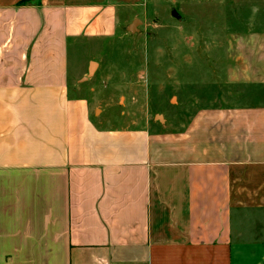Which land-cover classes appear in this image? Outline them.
Wrapping results in <instances>:
<instances>
[{
	"label": "crops",
	"instance_id": "obj_1",
	"mask_svg": "<svg viewBox=\"0 0 264 264\" xmlns=\"http://www.w3.org/2000/svg\"><path fill=\"white\" fill-rule=\"evenodd\" d=\"M139 1L0 0V264H264V105L245 152L232 114L199 147L79 119L69 43Z\"/></svg>",
	"mask_w": 264,
	"mask_h": 264
},
{
	"label": "rangeland",
	"instance_id": "obj_2",
	"mask_svg": "<svg viewBox=\"0 0 264 264\" xmlns=\"http://www.w3.org/2000/svg\"><path fill=\"white\" fill-rule=\"evenodd\" d=\"M134 19L140 22L129 32ZM67 51L79 119L199 147L198 130L212 134L232 114L236 138L221 124L222 146L250 147L245 120L264 105V0H140L121 8L114 26L77 38Z\"/></svg>",
	"mask_w": 264,
	"mask_h": 264
},
{
	"label": "water",
	"instance_id": "obj_3",
	"mask_svg": "<svg viewBox=\"0 0 264 264\" xmlns=\"http://www.w3.org/2000/svg\"><path fill=\"white\" fill-rule=\"evenodd\" d=\"M171 12V15L173 17H175L177 20H181V16L179 15V13L175 10V8H171L170 10ZM140 21L138 19H134L128 26H127V30L129 32H134L136 30V26L137 24L139 23ZM94 66H95V63L94 62H91L89 64V68H88V74H92L93 72V69H94ZM84 79H86V77H84Z\"/></svg>",
	"mask_w": 264,
	"mask_h": 264
}]
</instances>
